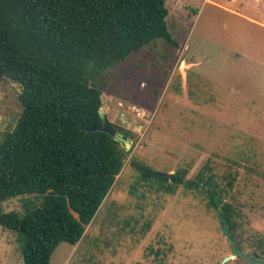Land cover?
Listing matches in <instances>:
<instances>
[{"label":"rangeland","instance_id":"rangeland-1","mask_svg":"<svg viewBox=\"0 0 264 264\" xmlns=\"http://www.w3.org/2000/svg\"><path fill=\"white\" fill-rule=\"evenodd\" d=\"M165 2L173 41L154 40L104 77V115L133 133L123 169L81 241L60 244L51 264H256L228 259L233 248L221 208L206 194L169 189L145 177L133 159L162 173L188 167L187 179L208 166L220 179L233 173L226 201L243 212L240 249L261 253L264 0ZM21 91L9 78L0 84V142L17 125ZM29 198L0 202V212L23 213ZM25 243L0 225V264H24Z\"/></svg>","mask_w":264,"mask_h":264},{"label":"trees","instance_id":"trees-1","mask_svg":"<svg viewBox=\"0 0 264 264\" xmlns=\"http://www.w3.org/2000/svg\"><path fill=\"white\" fill-rule=\"evenodd\" d=\"M168 15L165 0H0V84L19 83L23 107L0 142V202L30 195L0 225L26 239L24 264H51L60 244H78L115 185L130 151L103 128L133 133L100 113L104 77L154 40L172 42ZM212 171L142 174L206 194L241 248L243 212L226 201L236 176Z\"/></svg>","mask_w":264,"mask_h":264},{"label":"water","instance_id":"water-1","mask_svg":"<svg viewBox=\"0 0 264 264\" xmlns=\"http://www.w3.org/2000/svg\"><path fill=\"white\" fill-rule=\"evenodd\" d=\"M100 113L102 115L104 114V109L103 108L100 109ZM89 130H95V129L91 128ZM103 130L111 133L118 140L123 141L125 143L127 149L131 148V143L126 138H124V136L121 133H116V132L110 130L108 127H104ZM132 164L140 172L157 174V175H164V176H170L171 175L170 173L156 172V171H153L151 169H148L147 167L138 164L136 159L132 160ZM219 218L224 223L223 232L226 234V236L228 237L229 241L232 243L233 252H232V255L230 257H228V259H234V258H237V257L241 256V257H243V258H245V259H247V260H249V261H251L253 263L264 264V259L263 258H256V257H254L252 255V253L246 252V251H244V250H242V249H240L238 247L236 241L234 240V238L231 235V232L229 230V223H228L227 219L224 216L223 210H221V214H220Z\"/></svg>","mask_w":264,"mask_h":264}]
</instances>
